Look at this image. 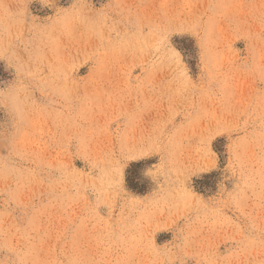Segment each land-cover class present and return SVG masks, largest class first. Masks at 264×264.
I'll return each instance as SVG.
<instances>
[{
  "label": "rangeland",
  "instance_id": "obj_1",
  "mask_svg": "<svg viewBox=\"0 0 264 264\" xmlns=\"http://www.w3.org/2000/svg\"><path fill=\"white\" fill-rule=\"evenodd\" d=\"M0 264H264V0H0Z\"/></svg>",
  "mask_w": 264,
  "mask_h": 264
},
{
  "label": "bare ground",
  "instance_id": "obj_2",
  "mask_svg": "<svg viewBox=\"0 0 264 264\" xmlns=\"http://www.w3.org/2000/svg\"><path fill=\"white\" fill-rule=\"evenodd\" d=\"M179 6H180V5H179ZM170 8H171V7H170ZM166 10H167V12H168V9H166ZM181 10H182V9H181ZM184 10H185V8H184ZM184 10H183V11H184ZM170 11H171V9H170ZM186 11H187V10H186ZM171 12H172V11H171ZM187 12H188V11H187ZM181 13H184V12L181 11ZM163 14H164V12H163ZM165 15H167V14L165 13ZM181 15H182V14H181ZM186 16H187V15H186ZM158 19H160V18H158ZM156 20H157V19H156ZM160 20H161V19H160ZM134 132H135V131H134ZM132 133H133V132H132ZM133 134H134V133H133ZM136 134H137V133H136ZM138 134H139V133H138ZM138 134H137V135H138ZM145 135H146V134H145ZM142 138H143V137H142ZM133 140H135V137H134ZM133 142H135V141H133Z\"/></svg>",
  "mask_w": 264,
  "mask_h": 264
}]
</instances>
